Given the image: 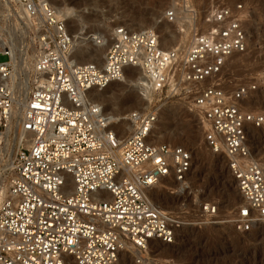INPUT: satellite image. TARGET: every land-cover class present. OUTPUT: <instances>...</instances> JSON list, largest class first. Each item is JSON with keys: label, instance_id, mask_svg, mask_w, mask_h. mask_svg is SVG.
Returning <instances> with one entry per match:
<instances>
[{"label": "built area", "instance_id": "built-area-1", "mask_svg": "<svg viewBox=\"0 0 264 264\" xmlns=\"http://www.w3.org/2000/svg\"><path fill=\"white\" fill-rule=\"evenodd\" d=\"M0 1L8 5V25L19 24L16 35L32 51L17 121L23 75L11 79V54L0 50L8 58L0 63V143L8 135L13 149L0 165V264H122L126 244L138 252L151 242L172 245L190 223L156 204L151 191L172 202L188 197L194 158L184 146L148 139L160 108L172 102L206 125L203 140L223 158L243 201L228 220L217 203H199L195 226L228 224L248 234L264 225V172L250 143V129L264 116L244 106L256 85L230 87L228 77L229 58L248 47L243 4L210 8L200 29L193 9L184 48L164 49L154 28L116 27L99 65L72 62L73 38L56 0ZM175 18L172 8L165 13L168 23ZM129 67L140 68L151 98L126 114L131 128L121 138L86 93L121 82Z\"/></svg>", "mask_w": 264, "mask_h": 264}, {"label": "rangeland", "instance_id": "rangeland-1", "mask_svg": "<svg viewBox=\"0 0 264 264\" xmlns=\"http://www.w3.org/2000/svg\"><path fill=\"white\" fill-rule=\"evenodd\" d=\"M61 1L73 9L74 15L82 13L84 8L88 7L92 9L93 12L90 14L93 17L95 16L94 19L97 21L90 24L84 20L82 21L81 17L72 18L71 21L74 22L67 23L71 35H74L72 30L77 29L80 33L79 29L82 28L85 34L83 33L81 37H86L92 31H97L98 34L107 37L110 32L109 30L115 27L116 23L118 24L116 26L121 25L125 29L132 28V24L136 23L138 27L157 29L160 37L166 32L169 35L181 38L179 41L183 48L188 45L191 38V33L177 35L179 33V27L177 26L179 25L175 22L169 24L165 20V13L172 8L174 3L181 5L179 0ZM189 2L197 12L196 25L199 26V29L206 28L203 22L201 23V20L204 13L210 8L219 5L243 4L246 12V28L249 32L248 47L244 54L237 55L228 61L230 67V75L228 77L231 83L230 87L239 84L256 85V91L252 94L251 98L244 102V106L247 111L264 116V0H189ZM6 13H3L2 20ZM12 15L14 16L13 13H11ZM6 19L7 16H5ZM5 20H3L4 26H8V21ZM136 24L133 25V28L134 26L137 28ZM164 24L166 25L164 26ZM84 43L77 40L75 46L87 48L88 52L93 50L91 46ZM27 46L26 52L28 51L29 56H31L32 51L29 45ZM98 59L99 53L98 57L88 58V60H91L90 62L95 61L96 63ZM6 61H8L7 56L0 54V63H5ZM113 90L114 88L105 91L106 95L112 93ZM138 104L135 100L127 102L126 107L128 106V108L125 110L124 116L133 109H140V104ZM169 105L178 108L174 110V113L176 112L179 117L175 122H184L187 126L185 129H177L181 135L180 140L178 139L179 141L173 140L169 142L166 140L161 143L181 145L192 151L194 164L192 173L189 176V179H191L188 180L189 195L186 198L183 197L184 199L180 202H172L171 197L166 192L161 193L157 189H153L151 195L152 199L160 207L179 211L182 213L181 217L183 220L190 224L182 228L171 246H167L166 249L169 253L166 255L161 256L158 253L159 250L157 251V248H160V246L150 243L147 254L148 262L145 263V260H142L141 264L149 262V264H264V225H259V228L257 227L253 232L248 234H239L228 224L195 226L194 223L198 221L199 203L204 201L217 203L219 217L223 220H228L243 201L239 199L235 192V183L231 180L232 178L225 167L223 158L212 154L207 148L203 140V133L206 128L204 124L182 103L172 102ZM172 126L175 127L174 124L170 125V127ZM160 129L162 130V128ZM250 134L252 153L264 171V123L257 129H251ZM203 177H206L209 181L208 186L204 184L200 185V181L197 182V180ZM155 193H158L161 197H168L169 200L156 199L154 197ZM182 201L187 206L185 210L178 207ZM134 257L137 256L133 255V257H129L126 255L128 263L130 261L129 264H136Z\"/></svg>", "mask_w": 264, "mask_h": 264}, {"label": "bare ground", "instance_id": "bare-ground-1", "mask_svg": "<svg viewBox=\"0 0 264 264\" xmlns=\"http://www.w3.org/2000/svg\"><path fill=\"white\" fill-rule=\"evenodd\" d=\"M58 1L59 0H56L54 3L56 12L60 17L65 19L67 23L74 22V21H71L72 18L74 19V18H79V17H81L80 19L82 21L84 20L90 24L97 22L96 19H94L95 16L93 17V15L90 14L93 12L92 9L87 7V8H84L82 13H80L78 15L77 14L74 15V11L72 8L68 7L61 0L59 2ZM179 2L181 3V5L180 4L177 5L175 3L172 5V9L175 11V14H176V18H175L174 22L177 23V25H179V26H177V27H179V33H177V35H179V34H185L186 35V34L190 33L189 28L192 26V13L191 12L193 11V7H192L191 3L189 2V0H181ZM4 12H7L6 16L8 19V5L5 3H2L0 1V50H2V48L7 47L10 54H11V61L8 63V65H10L12 68L11 79L14 80L15 78H18L19 76L23 75V81L19 86L20 87L19 92L21 95L18 94V98L16 100V108H15L16 110L14 112V116H15L16 120L19 121L20 117H21V112L23 110L24 102L26 100V96H27V93L29 90L28 84H27V75H26V72H24V71L30 69L31 63H30V61H27L28 56L26 53V45H25V42L23 41V37H19V35H16L17 30L19 29V26H18L19 24L10 23L8 26H4V23H1L2 22V15ZM135 24H132V28H126V29L128 31H141V30L146 29L143 27H138L137 24H136L137 28H135V26L133 28V25H135ZM116 25H118V24L116 23L115 27H112V29L109 30L110 32H109L107 37L98 34L97 31H94V32L92 31L91 33H88L86 31L88 33V35L86 37H81V35H83V33H84L82 31V28L79 29L80 33L78 32L77 29L72 30L74 33V35L73 34L71 35L73 38V45H72V50H71L72 62L73 63H79V64L88 63L91 61V60H88V58L98 57V53H99V59H98L97 63H99V65H102L103 56H104L105 51L109 45V41L111 40L112 34H113L116 27H121V25H119V26H116ZM165 25L166 24H164V26ZM139 26H140V24H139ZM130 27H131V25H130ZM163 31H165V30H163ZM162 34H163V32H162ZM180 39L177 36H174V35L172 36V35H169V33L165 32L160 37V44L164 49H171V48H175L176 46L180 48V47H182V45L180 44V41H179ZM77 40H79L80 42H83V43L85 42L84 44H88L89 46H91L93 48V50L88 52L87 48L84 49L83 47H76L75 42ZM96 40H99V44H96ZM178 41H179V44H178ZM237 55H241V54H234L229 58V60L232 59L233 57L237 56ZM100 56H101V58H100ZM111 88H114L112 93H110L109 95H106L105 91H107ZM150 94H151V92L149 90V82L144 77V75L142 74L140 68H130L129 67V68H126V75L123 77V80L121 82L111 83L108 87H106L105 89H102V90H99L96 88L90 89L86 93V100H87L88 104L98 106L102 109L103 114L109 119L110 123H112L111 128L114 129L115 131H117L120 134V137L122 138V137L126 136L128 130L131 128L130 123H128L126 121V118L124 116V113L126 112L125 110L128 108V106L126 107V103L130 102L132 100H135L136 102H138L140 104V109H142V108L145 109L146 103H147L146 100H150V98H151ZM177 109L178 108L176 106H173V105H169V106L165 105V106H162L160 108V110L158 112L157 122L154 124L152 133L150 134V137L148 138L150 142L158 144V143L164 142L166 140H168L169 142H172L173 140L177 141L178 139L180 140L181 135L178 133L177 129H180V128L185 129V127L187 125L184 124V122H180V121H178L179 123L175 122L179 118L177 116V113L176 112H175L176 114L174 113V110H177ZM175 123H177V124H175ZM171 124H174L175 127H173V126H172L173 128L170 127ZM204 126L206 127L205 124H204ZM160 128H162V130ZM184 129H183V132H184ZM251 129H257V128H251ZM251 129H250V131H251ZM15 140H16V138H14V141ZM10 143L11 142H10L8 135H6L3 142L0 143V165L2 163H4L3 158H4V155L6 154V152L11 153V151H13V149L10 148L11 147ZM3 169H4V167H3ZM192 178H194V177H192ZM190 179H188V180H190ZM199 181L201 182L200 185L204 184V185L208 186L209 181L206 179V177H203V178L197 180V182H199ZM235 192L238 195L239 199H241L237 190H235ZM163 194H162V196H163ZM154 197H156V199L158 198L159 200H162V199L164 201L169 200L168 197H161L158 193H155ZM178 207H180L181 209H184V210L187 208L184 201H182ZM182 228H184V227H182ZM182 228L178 231V233L182 230ZM151 243H153V245L156 244V245L160 246V248H157V251L159 250L158 253L161 256L169 253L166 248H167V246H171V245H162L158 242H151ZM160 250H161V252H160ZM128 252H130V253H128ZM131 253L137 257H141L143 259V261L145 260L144 261L145 263L148 262V259H147L148 250L145 252L133 251L131 246L129 244H126L124 246V250L122 252V264L123 263L124 264L130 263V261L128 263V261L126 259V255H128L129 257L130 256L133 257V255ZM149 263H147V264H149Z\"/></svg>", "mask_w": 264, "mask_h": 264}]
</instances>
